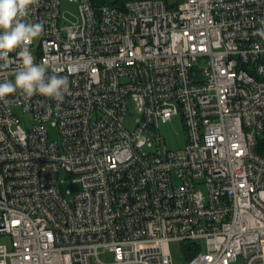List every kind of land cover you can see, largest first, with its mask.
<instances>
[{
    "label": "built area",
    "instance_id": "obj_1",
    "mask_svg": "<svg viewBox=\"0 0 264 264\" xmlns=\"http://www.w3.org/2000/svg\"><path fill=\"white\" fill-rule=\"evenodd\" d=\"M69 1L75 22L62 0L25 17L44 24L30 51L68 78L64 100L0 101V264H176L187 243L185 264H264V0ZM62 172L81 184L70 201Z\"/></svg>",
    "mask_w": 264,
    "mask_h": 264
},
{
    "label": "clouds",
    "instance_id": "obj_2",
    "mask_svg": "<svg viewBox=\"0 0 264 264\" xmlns=\"http://www.w3.org/2000/svg\"><path fill=\"white\" fill-rule=\"evenodd\" d=\"M38 3L39 0H0V69H6L15 62L10 59V53L16 52L19 59L14 81H0V101L6 102V97L19 93L26 99L38 94L62 102L69 92L68 78L58 74L47 75V66L36 63L30 51L32 43L44 32L43 22L25 20L31 6ZM256 34L264 38V27Z\"/></svg>",
    "mask_w": 264,
    "mask_h": 264
},
{
    "label": "rangeland",
    "instance_id": "obj_3",
    "mask_svg": "<svg viewBox=\"0 0 264 264\" xmlns=\"http://www.w3.org/2000/svg\"><path fill=\"white\" fill-rule=\"evenodd\" d=\"M175 1V0H170ZM61 24H69L71 22H75L78 19V6L77 4L69 1L62 0L61 3ZM18 116L21 118V121L24 126L26 123H31L30 117L25 115L22 110L15 109ZM135 119V109L133 106H130L129 116L127 121V127L133 128V121ZM50 130V138L52 140L58 138L57 129L49 127ZM160 132L164 136L166 140V144L169 149L177 150L183 148L185 145L186 138V129L184 127L183 121L181 117H175L172 123L161 124ZM58 188L62 196L69 201L73 199L75 193L80 190V183H73L72 179L69 178L64 172L61 173L60 179L58 181ZM71 191V193H68ZM3 243L9 244L10 240L7 238L2 239ZM172 250L174 257L176 258V264H185L187 260L184 258V245H172ZM106 259V258H103ZM109 260V258H107Z\"/></svg>",
    "mask_w": 264,
    "mask_h": 264
},
{
    "label": "trees",
    "instance_id": "obj_4",
    "mask_svg": "<svg viewBox=\"0 0 264 264\" xmlns=\"http://www.w3.org/2000/svg\"><path fill=\"white\" fill-rule=\"evenodd\" d=\"M125 0H95L96 5L109 4L116 7H121ZM257 152L264 156V135L260 137ZM199 251V247L194 243H187L184 245V258L190 260Z\"/></svg>",
    "mask_w": 264,
    "mask_h": 264
}]
</instances>
